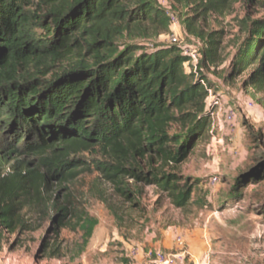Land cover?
<instances>
[{
    "label": "trees",
    "instance_id": "16d2710c",
    "mask_svg": "<svg viewBox=\"0 0 264 264\" xmlns=\"http://www.w3.org/2000/svg\"><path fill=\"white\" fill-rule=\"evenodd\" d=\"M171 1L193 7L180 17L203 44L197 74L187 72L180 47L157 44L171 33V20L152 0H0V124L16 139L10 154L50 149L37 171L23 166L0 178L6 228L19 226L17 208L34 194L50 203L58 227L73 222L80 229L78 254L85 252L98 219L78 211L70 195L47 198L50 180L63 185L91 171L118 199L120 207L102 198L120 226L144 213L145 187L178 210L200 205L196 184L179 169L198 144L212 141L204 71L224 64L225 33L206 34L197 24L228 13L233 0ZM241 33L224 82L249 73L244 86L264 94V17L244 20ZM93 152L101 158L81 157ZM253 173L236 178L235 188L254 181Z\"/></svg>",
    "mask_w": 264,
    "mask_h": 264
},
{
    "label": "rangeland",
    "instance_id": "374dc122",
    "mask_svg": "<svg viewBox=\"0 0 264 264\" xmlns=\"http://www.w3.org/2000/svg\"><path fill=\"white\" fill-rule=\"evenodd\" d=\"M152 1L178 18L182 11L192 13L193 7L185 11L171 0ZM263 17L264 0H233L228 13L211 14L197 24L206 34L225 33L221 46L224 64L204 74L211 85L208 103L219 99L223 116L229 111L236 116L233 127H216V143L198 144L179 169L186 180L196 184L194 196L201 206L175 209L154 188L145 187L141 193L144 213L120 226L102 198L116 207H120L119 201L96 171L63 185L52 179L48 201L63 202L70 195L78 211L99 221L85 252L78 254L83 235L80 229L73 222L58 227L50 203L32 194L17 208L18 227L9 229L0 222V264H148L151 252L152 258L156 252L173 257L174 264H264V94L244 86L249 73L234 83L224 82L237 44L246 37L241 33V23ZM173 31L191 50L201 52L203 44L190 34L181 17ZM128 42L121 40L119 44ZM157 44L172 45L167 35ZM12 143L16 144L12 130L1 123L0 178L15 175L23 166L37 171L39 159L50 151L11 155ZM81 157L86 161L101 158L95 152ZM249 172H255L257 178L236 189V178ZM213 176L219 183L211 187Z\"/></svg>",
    "mask_w": 264,
    "mask_h": 264
},
{
    "label": "built area",
    "instance_id": "2783aa9c",
    "mask_svg": "<svg viewBox=\"0 0 264 264\" xmlns=\"http://www.w3.org/2000/svg\"><path fill=\"white\" fill-rule=\"evenodd\" d=\"M170 20H171V32L168 36L167 39L172 45H177L180 47L184 55L189 57V61L185 64V68L188 73H198L199 69V63L201 59V53H199L197 50H191L189 46H186L181 40L180 35H177L174 33L173 28L178 26L179 24V18L175 14H169ZM151 48H153V45H150ZM203 47V46H202ZM209 94H210V89H209ZM210 97V96H209ZM221 101L218 99L216 100L213 104L208 103V106L210 108L211 112V118H212V134H214L216 127L219 129H224L226 126L233 127L235 125L236 121V116L233 111H229L224 113L223 116V109L222 105L220 103ZM249 107H254L253 103H249ZM217 136L213 135V142L216 143L217 141ZM219 183V178L217 176H213L210 179V186H216ZM179 245H183V241L179 239L178 241ZM152 252L149 253V257H151L150 261L148 264H174V258L171 256H168L162 252H156L155 253V258H152Z\"/></svg>",
    "mask_w": 264,
    "mask_h": 264
},
{
    "label": "crops",
    "instance_id": "0c3cea01",
    "mask_svg": "<svg viewBox=\"0 0 264 264\" xmlns=\"http://www.w3.org/2000/svg\"><path fill=\"white\" fill-rule=\"evenodd\" d=\"M226 128V127H225ZM221 130H224L223 128Z\"/></svg>",
    "mask_w": 264,
    "mask_h": 264
}]
</instances>
